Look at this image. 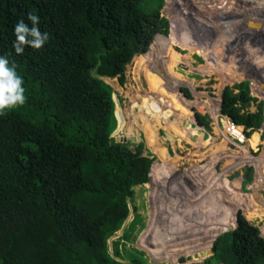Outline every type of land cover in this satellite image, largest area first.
Here are the masks:
<instances>
[{
    "label": "trees",
    "instance_id": "obj_1",
    "mask_svg": "<svg viewBox=\"0 0 264 264\" xmlns=\"http://www.w3.org/2000/svg\"><path fill=\"white\" fill-rule=\"evenodd\" d=\"M165 3L0 0V55L15 64L26 90L25 104L0 116V264H148L126 245L144 226L143 216L136 213L135 187L149 182L155 156L143 142L132 149L112 137L117 128L115 101L112 86L103 78H118L123 84L135 55L148 51L156 33H169L168 20L161 18ZM29 12L40 17V30L50 38L40 50L26 46L18 55L13 49L14 25L20 19L30 23ZM166 44L168 37L158 36L147 55H162ZM176 83L171 103L195 121ZM182 91L191 98L188 89ZM221 99V114L244 127L247 136L261 129L263 104H257L255 112L249 110L257 102L249 82L225 86ZM125 115L119 104V130L126 124ZM195 116L210 127L208 115ZM255 134L260 140V133ZM156 141L160 147L161 141ZM152 179L160 181L155 165ZM252 179L250 168L243 184ZM233 184L227 178L218 182L222 206H228L223 202L229 201L225 196ZM130 205L133 217L113 241L112 253L109 240L131 215ZM170 207L171 201L164 205L166 212ZM175 214L170 216L176 219ZM246 217L238 212L236 223L234 214L230 231L194 224L208 239L186 240L191 247L184 245L179 252L166 245L177 239L175 234L155 226L151 232L156 246L149 251L170 264L189 256L199 262L213 243V255L198 264H264V237ZM183 234L180 237L190 236Z\"/></svg>",
    "mask_w": 264,
    "mask_h": 264
},
{
    "label": "rangeland",
    "instance_id": "obj_2",
    "mask_svg": "<svg viewBox=\"0 0 264 264\" xmlns=\"http://www.w3.org/2000/svg\"><path fill=\"white\" fill-rule=\"evenodd\" d=\"M209 1L213 2L207 5V2L203 0H166L165 6L161 10V18L168 20L169 33H156L148 51L139 54L147 58L155 54V57L152 58L157 63L162 66H170L160 68L158 71L157 80L161 83L159 85L161 88L156 86L155 89H151V86L147 85L149 84L147 73L154 71H148L149 67L152 66L149 62L145 64L140 62L139 64L140 56L138 54L127 65L125 71L126 79L123 84L120 83L118 78H103L105 82L112 86L113 99L115 101L117 128L113 132L112 137L117 142L129 143V147L132 149L143 142L145 148L155 156L153 166L155 165L160 181L156 182L151 179L146 184L135 187V203L138 209L136 213H140L143 216L144 226L140 230L135 231L134 240L126 245L128 251L140 253L148 264H170L161 260L160 256H153L149 251L151 250L150 248L156 246L151 232L155 226H159L157 227L159 230L163 229L165 230L164 232L169 230L175 234L177 239L174 238L175 240L172 242L167 241L166 245L169 249L175 248L174 251L177 252L184 245L185 248L191 247L187 246L188 240L208 239L199 235L194 225L198 223L200 227L205 228V221L191 214L188 216L185 211H182L184 207L181 209L179 207L181 205L186 207L189 204L188 202L196 200L197 194L195 192L197 189L201 193L200 195H205V200L207 196L209 197L210 187L215 186V184L211 185L208 183L210 182V177L207 176L206 172L209 163L213 172L218 175V182L227 178L234 184L238 183L235 185L237 190L245 195L252 194L251 186L258 189L259 193L255 189L254 191L259 195L260 202L263 205L261 216H254L249 220L246 217L247 211L240 206L235 209V216H237L238 212H241L251 224L260 229L261 235L264 237V127L247 136L249 142H252V146H248V143L238 144L225 131L226 129L221 121L220 107V99L225 86L234 87L238 83L249 82L250 94L257 99V102L253 103L249 110L257 111V104L260 103L263 104L264 109V2L257 0ZM174 26L178 30L179 38L182 37L180 40L184 47L179 45L175 38V40L173 39L174 36L172 37ZM160 35L168 37L169 44L163 46L162 55H158L157 51H155L152 56H147V54L153 52V44ZM188 46H192V50L196 47V49L204 51L201 50V53H198L197 50L190 52ZM160 56L164 57L165 60L159 59ZM210 59L212 62L209 61ZM214 60L219 62L217 63ZM171 66L176 70L175 73L180 76V79H177L178 82L176 84L178 86L176 91H179L181 98L186 99L190 103V106L188 104L185 105L188 106V110L191 109L193 112L194 123L190 121L187 117L188 113L185 114L184 111L183 116H175L174 110H171L170 113L173 115L170 120L166 117L165 107L167 103L162 100L165 97L169 99L172 95L171 82H169L170 79H173L169 75L172 71ZM156 89L159 90L156 91ZM183 89L190 91L191 98H188L183 93ZM159 102L161 103L158 107L163 110L159 111L163 114V122L161 120L157 121L156 115L151 113ZM136 103H138L139 108L136 107ZM119 104L126 114V124L122 130H119L117 117ZM208 104H210V107ZM170 105L173 106L172 103ZM147 106L151 110L149 115L144 111ZM218 106L219 110L216 111ZM142 112L151 121L149 122L150 127H147L148 129L145 128L147 130L142 126ZM197 112L202 115H208L210 119L209 128L198 122L195 116ZM215 112H217V115H215ZM168 123H170V126H174L175 123L179 125L178 127L174 126L172 128L173 131H170ZM180 125L183 128L189 126L196 128L197 134L193 135L189 132L190 134H187L189 137H176L178 132L175 129H179ZM255 132L260 133V140ZM150 136L155 139L154 143L149 145L152 142ZM156 140L161 141L162 145H159L160 147L155 146ZM205 140L210 141L206 143ZM217 151L218 154L215 155ZM144 154H146V151ZM173 159H176L175 163L172 162ZM250 168L253 170V179L250 183L244 185L243 180L248 177ZM167 175L171 177L169 182L167 181ZM175 175H185L188 178L181 183V185L183 184L182 194L178 192V189L174 190L177 195L171 194L172 191L170 192L168 189L170 185L174 187L177 185L178 182ZM261 182L262 186L259 185ZM158 188H160L162 194L156 192ZM188 188H191V191L188 192ZM225 197L232 199L233 196L228 193ZM239 197L241 198L240 201L246 203L247 197ZM170 201L172 207H170L168 213L164 205L166 203L169 205ZM223 203L228 206L229 204L232 205L230 201ZM173 212L176 213V219L170 216L171 213L174 214ZM152 216L153 219L151 220ZM132 217L133 210L130 220ZM185 218L186 220H184ZM233 227L234 225L230 222V224L224 223L221 229L214 230L230 231ZM209 230L214 231L212 229ZM183 233L190 234V236L186 238L180 237L181 235L184 236ZM144 235L145 242H142L141 239ZM121 236L122 234L119 237ZM109 245L112 252L111 243ZM193 245L196 244L194 243ZM122 249H125L124 245ZM206 252L208 253V251ZM209 257L211 256L206 254L204 259L194 262V264L203 263ZM125 261L129 262L130 259Z\"/></svg>",
    "mask_w": 264,
    "mask_h": 264
},
{
    "label": "bare ground",
    "instance_id": "obj_3",
    "mask_svg": "<svg viewBox=\"0 0 264 264\" xmlns=\"http://www.w3.org/2000/svg\"><path fill=\"white\" fill-rule=\"evenodd\" d=\"M203 1H205V2H207V5H209V4H211V2H213V1H209V0H203ZM218 2H219V0H217ZM228 1V0H227ZM253 1V0H252ZM257 1H262V2H264V0H257ZM216 2V1H215ZM182 14V13H181ZM232 15V14H231ZM184 16H185V13H184ZM243 24V23H242ZM179 29V28H178ZM177 32H178V30L176 29V26H174V29H172V37H173V39L175 38L176 39V42H178L179 43V45H182V47H184V45L182 44V42H181V40H180V38H182V37H180L179 38V36H178V34H177ZM170 39V38H169ZM174 39V40H175ZM194 47V46H193ZM223 47V46H222ZM188 49H189V51L190 52H193L194 50H197L198 51V53H201L200 51L202 50V49H196V47H194V50H192V46H188ZM202 51H204V50H202ZM210 55H211V53H210ZM140 57H139V59H140V61H139V64H140V62L142 63V64H145V63H147V62H149V63H151V67H149V69H148V71H154V72H148L147 73V78H148V81H149V84H147V85H150L151 86V89H155L156 88V86L158 87L159 85H161V83L157 80V74H158V71L160 70V68H163V67H170V66H168V65H161V64H159V63H157L156 62V60L154 59V58H152V57H149L148 55V58L146 57V56H144V55H139ZM210 58H211V56H210ZM134 60V59H133ZM210 62H212V60L210 59L209 60ZM214 61H216V60H214ZM217 62V61H216ZM219 62V61H218ZM217 62V63H218ZM221 62V61H220ZM217 65V64H216ZM141 66V65H140ZM143 67V66H142ZM212 67V66H211ZM152 68V69H151ZM171 72L169 73V75L171 76L170 78H173V79H170L169 80V82H171V91H172V94L174 93V85H175V83L176 82H178V80L180 79V76L179 75H177L176 73H175V69L171 66ZM156 72V73H155ZM178 79V80H177ZM169 82H167V83H169ZM159 88H161L160 86H159ZM157 90H159V89H156V91ZM159 93V92H158ZM138 94V93H137ZM137 98H138V95H137ZM146 99V98H145ZM161 99H162V97H161ZM160 99V100H161ZM172 99H174V95H171V97L169 98V99H167V97H165V98H163V100L162 101H164V102H166L167 103V106L165 107V110H166V112H167V114H166V117H168L167 119H169L170 120V117L173 115L172 113H170V111L171 110H174L173 112H175V116H183V112L181 111V110H178L176 107H174V106H171L170 104H171V101H173ZM184 101H185V103L186 104H188L189 105V103L184 99ZM217 102H218V104H219V101L217 100ZM141 103V102H140ZM160 103L161 102H159V104L157 103L156 104V106H155V110H153L151 113L152 114H155L156 116V120L157 121H162L163 122V114H162V112H159L161 109L158 107L159 105H160ZM138 103H136V105H137ZM135 105V104H134ZM190 106V105H189ZM208 106L210 107V104H208ZM136 107H138L139 108V105H137ZM144 110V109H143ZM185 110V109H184ZM209 111H210V109H208ZM219 110V106H218V109H216V111H218ZM145 111V113H147L148 115L150 114L149 113V111H151L150 109H149V106H147V109H145L144 110ZM161 111H163V110H161ZM141 112V111H140ZM159 112V113H158ZM185 112V111H184ZM143 114H142V116H143V120H142V123H143V127H144V129L145 128H149L150 127V125H149V122H151L149 119L150 118H147V116H145V114H144V112H142ZM182 115H181V114ZM190 113H191V115L193 116V112L191 111V109H190ZM214 115V114H213ZM215 115H217V112H215ZM135 117V116H134ZM190 119V118H189ZM221 120V119H220ZM190 121L191 122H195V121H193V120H191L190 119ZM133 122H135V121H133ZM178 125L179 124H174V126H176V127H178ZM174 126H170V123H168V129L169 128H174ZM165 127H167V126H165ZM147 128V129H148ZM147 129H145V130H147ZM167 129V128H166ZM180 129V130H179ZM179 129H175V131H177L178 133L176 134V137L178 136V137H182V136H184V138L186 137V136H188L187 134L190 132L191 134H193V135H196L197 134V130H196V128H192V127H187V128H183L181 125H180V127H179ZM142 130H143V128H142ZM173 130V129H172ZM170 131H171V129H170ZM226 131V130H225ZM145 132V131H144ZM189 133V134H190ZM175 136V135H174ZM189 137V136H188ZM215 139V138H214ZM211 140V139H210ZM210 140H205V142L207 143V142H209ZM203 142H204V140H203ZM246 143H248V146H252V142H249V138H247V140H246ZM221 144V143H220ZM224 144V143H223ZM222 146V145H221ZM216 148V147H215ZM247 149V148H246ZM221 150V149H220ZM220 150H218V151H220ZM218 151H217V153L215 152V155H217L218 154ZM221 153V152H220ZM248 154H249V152H248ZM218 157V156H217ZM176 159H173V163H175L176 161H175ZM182 160V159H181ZM229 162H231V161H229ZM228 162V163H229ZM232 163V162H231ZM161 167H162V165H161ZM207 167H208V170H207V172H206V174H207V176H209L210 177V182H208L209 184H215V186L213 187H210V189L212 190H209L210 191V195H209V197L207 198L206 197V200H205V195H200L201 193H199V191H198V189L196 190V194H197V196L195 197V199L196 200H192V201H190V202H188L189 204H187L186 205V207L185 206H183V205H181L180 207H179V209H181L182 207H184V208H182V211H185L186 213H187V215L189 216L190 214L191 215H194V216H196V217H199L200 219H202L203 221H205L204 222V225H205V227L207 228V229H212V230H214V229H221V227H222V225L225 223V224H230V222H231V219H232V217H233V213L235 212V209L237 208V207H243L244 208V210H246L247 211V214L251 217V218H253L254 216H261V212H262V208L260 207V200L257 198V196L255 195V192L253 193L252 192V194H249V195H245L244 193H241V192H239L238 190H237V188H235L233 191H232V193H231V195L233 196L232 197V199H230V202L232 203V205L231 204H229V206H222V205H219V202H218V197H217V189H218V184H217V181L216 180H214L216 177H215V175H214V172H213V170L211 169V165H210V163L207 165ZM259 169H260V167H259ZM261 172H262V170H261ZM165 173V172H164ZM184 173H186V172H184ZM167 174V173H166ZM176 176V175H175ZM185 175H179V176H176V180H177V187L175 186H167L168 187V189H169V191L171 192V194H176L177 195V193L176 192H174V190H177L178 189V192H182V185H181V183H182V181H185V180H187L188 178L185 176ZM167 181L169 182V180H170V176L169 175H167ZM187 178V179H186ZM168 182H167V185H168ZM214 182V183H213ZM180 183V184H179ZM184 184H186L185 182H184ZM238 184V183H237ZM236 184V185H237ZM262 186V185H261ZM234 187H237V186H235L234 185ZM194 188H196V187H194ZM167 189V190H168ZM182 189V190H181ZM189 189V190H188ZM187 189V191L189 192V191H191V188H188ZM254 189V188H253ZM207 191V190H206ZM256 191V190H255ZM167 193V192H166ZM182 194V193H181ZM199 194V195H198ZM239 196H245V197H247V200H246V203H244L243 201H240V197ZM188 200V199H187ZM243 202V203H242ZM246 214V215H247ZM247 215V216H248ZM248 216V217H249ZM249 217V218H250ZM237 218V217H236ZM250 218V219H251ZM237 223V222H236ZM221 226V227H220ZM237 227V226H236ZM172 233V232H171ZM172 234H174V233H172Z\"/></svg>",
    "mask_w": 264,
    "mask_h": 264
},
{
    "label": "clouds",
    "instance_id": "obj_4",
    "mask_svg": "<svg viewBox=\"0 0 264 264\" xmlns=\"http://www.w3.org/2000/svg\"><path fill=\"white\" fill-rule=\"evenodd\" d=\"M27 21L30 23L20 19L14 25L13 49L18 55L24 52L26 46L40 50L50 38L49 33L40 30L38 15L29 12ZM25 91L23 77L18 74L15 64L10 63L6 55H0V116L23 106L26 102Z\"/></svg>",
    "mask_w": 264,
    "mask_h": 264
},
{
    "label": "built area",
    "instance_id": "obj_5",
    "mask_svg": "<svg viewBox=\"0 0 264 264\" xmlns=\"http://www.w3.org/2000/svg\"><path fill=\"white\" fill-rule=\"evenodd\" d=\"M222 115V114H221ZM226 129V133L238 144H245L247 134L244 127L234 123L229 117L222 115L221 120Z\"/></svg>",
    "mask_w": 264,
    "mask_h": 264
},
{
    "label": "water",
    "instance_id": "obj_6",
    "mask_svg": "<svg viewBox=\"0 0 264 264\" xmlns=\"http://www.w3.org/2000/svg\"><path fill=\"white\" fill-rule=\"evenodd\" d=\"M221 100H222V99H220V107H221ZM263 127H264V123L262 124L261 129H263ZM149 176H150V180H149V181H151V179H152V169H151V172H150V175H149ZM130 208H131V213H132V206H131V205H130ZM236 217H237V216H236ZM130 218H131V215H130L129 218L126 220V222L124 223V225H123V227L121 228V230L119 231V233H117L115 236H113L112 238H110L109 243H111V245H112V241L116 240L115 238H117V237H119L121 234H123L124 229L126 228L127 224H128L129 221H130ZM221 234H222V233H221ZM221 234H219V235L217 236V238H218ZM217 238H215V240H216ZM215 240H214V241H215ZM212 247H213V243H212V246H211V248L208 250V253H207V254L210 255V256L213 255ZM203 256H206V253H204ZM187 258H188V259H186L185 257H180V258H179V264H194V262L191 261V257H190V256L187 257ZM119 260H121V259H119Z\"/></svg>",
    "mask_w": 264,
    "mask_h": 264
},
{
    "label": "crops",
    "instance_id": "obj_7",
    "mask_svg": "<svg viewBox=\"0 0 264 264\" xmlns=\"http://www.w3.org/2000/svg\"><path fill=\"white\" fill-rule=\"evenodd\" d=\"M171 129V131H173L172 130V128H170ZM260 173V172H259ZM215 175V174H214ZM216 177V176H215ZM216 179V178H215ZM216 181H217V179H216ZM218 182V181H217ZM218 184V183H217ZM261 185H262V182H261ZM236 187H232V191L235 189ZM232 191H231V193H232ZM231 193H230V195H231ZM254 193V192H253ZM255 195L257 196V194L255 193ZM217 197H218V202H219V205H221V203H220V194H219V185H218V189H217ZM257 198L259 199V197L257 196ZM229 201H230V199H229ZM260 202V201H259ZM260 207H261V203H260ZM262 208V207H261ZM262 210H263V208H262ZM234 214H235V212L233 213V217H234ZM233 217H232V219H231V222H232V220H233ZM236 220H237V218H236ZM206 228V227H205Z\"/></svg>",
    "mask_w": 264,
    "mask_h": 264
},
{
    "label": "flooded vegetation",
    "instance_id": "obj_8",
    "mask_svg": "<svg viewBox=\"0 0 264 264\" xmlns=\"http://www.w3.org/2000/svg\"><path fill=\"white\" fill-rule=\"evenodd\" d=\"M236 222H237V220H236Z\"/></svg>",
    "mask_w": 264,
    "mask_h": 264
}]
</instances>
